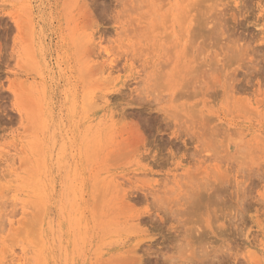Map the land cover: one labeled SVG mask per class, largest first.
Listing matches in <instances>:
<instances>
[{"label":"rangeland","instance_id":"374dc122","mask_svg":"<svg viewBox=\"0 0 264 264\" xmlns=\"http://www.w3.org/2000/svg\"><path fill=\"white\" fill-rule=\"evenodd\" d=\"M0 264H264V0H0Z\"/></svg>","mask_w":264,"mask_h":264}]
</instances>
